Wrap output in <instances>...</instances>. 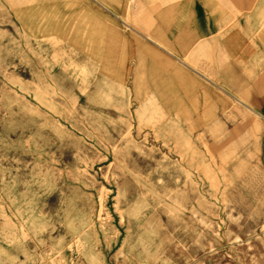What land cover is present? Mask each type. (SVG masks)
Masks as SVG:
<instances>
[{
	"label": "rangeland",
	"instance_id": "1",
	"mask_svg": "<svg viewBox=\"0 0 264 264\" xmlns=\"http://www.w3.org/2000/svg\"><path fill=\"white\" fill-rule=\"evenodd\" d=\"M129 1L0 0V264H264V117L164 106L137 50L182 67L190 0Z\"/></svg>",
	"mask_w": 264,
	"mask_h": 264
},
{
	"label": "crops",
	"instance_id": "2",
	"mask_svg": "<svg viewBox=\"0 0 264 264\" xmlns=\"http://www.w3.org/2000/svg\"><path fill=\"white\" fill-rule=\"evenodd\" d=\"M233 1L240 15L228 25V0H190L182 30L186 36L181 34L172 42L177 56L167 53L182 67L157 50H152L154 55L148 51L153 59L141 56L140 71L145 69L155 82L153 90L160 102L167 108L183 103L177 92L183 93L195 121L207 119L211 109L219 114L227 111L228 97L239 106L244 103L264 113V21L255 19L256 10L247 15L255 0ZM185 55L190 66L181 63ZM144 92L141 89V95Z\"/></svg>",
	"mask_w": 264,
	"mask_h": 264
},
{
	"label": "bare ground",
	"instance_id": "3",
	"mask_svg": "<svg viewBox=\"0 0 264 264\" xmlns=\"http://www.w3.org/2000/svg\"><path fill=\"white\" fill-rule=\"evenodd\" d=\"M44 3V2H43ZM58 3V1H57ZM129 6L132 5V0L129 1L128 3ZM39 6H36V8H38ZM54 7H57L56 5H54ZM34 16L36 14V12H30L29 14H25V13H22L21 16H23V23L25 26H27V28H29L30 31H34V30H38L37 26H38V23L37 21L32 17V15ZM64 20L61 19V17L59 19H57L56 22H54L50 27H51V30H54L64 36H67V37H70V32L71 30L69 28H64ZM71 24V27H72V23L69 22V25ZM68 25V23H67ZM67 27V26H66ZM111 39L113 40V38L111 37ZM111 39L109 40V43H111ZM149 42H152L151 40L148 39ZM143 45L142 44H139V48L137 50V56L139 58V60H141V56L142 58H146V57H149L151 59H153L154 57L151 55L153 54L154 55V52L150 49H147V48H142ZM151 53H149V52ZM137 58V59H138ZM183 63L184 65L187 66V64L185 62H181ZM182 76H180L179 79H181ZM135 82V80H134ZM137 93V92H136ZM140 93V92H139ZM138 95V93H137ZM244 108L247 109L248 111L252 112L253 114H255L256 116L258 117H264V113H259V112H255L252 110L251 106L247 105V104H244L242 103ZM89 113V112H88ZM87 113V114H88ZM86 114V113H85ZM218 115V112L214 111L211 109V111L208 113L207 115V119H204V120H208V119H213L215 118L216 116ZM87 118H89V116H86ZM87 219H88V223L89 225L91 226V228H93V230L95 231L96 230V226H95V221H96V218H99V214H96V212L94 211V207H93V204H91L90 202L88 203L87 205ZM99 206H100V210H103V209H106L108 208L109 206V194H106V195H103V197L100 199V203H99ZM97 236V235H96ZM98 242V241H97Z\"/></svg>",
	"mask_w": 264,
	"mask_h": 264
}]
</instances>
